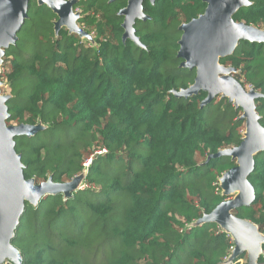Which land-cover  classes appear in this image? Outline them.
I'll list each match as a JSON object with an SVG mask.
<instances>
[{
  "label": "trees",
  "instance_id": "obj_1",
  "mask_svg": "<svg viewBox=\"0 0 264 264\" xmlns=\"http://www.w3.org/2000/svg\"><path fill=\"white\" fill-rule=\"evenodd\" d=\"M75 1L76 23L93 32V45L65 27L55 32L57 16L30 0L28 18L2 57L7 69L0 79L11 90L6 125L44 128L15 139L24 178L64 183L83 173L88 186L65 199L58 193L25 203L10 241L21 264H90L88 254L94 264H219L233 246L228 234L214 223H195L227 199L219 179L236 163L207 158L240 145L242 112L225 98L201 106L202 91L175 96L196 77L194 69L180 67L178 28L206 4L144 0L149 19L135 25L143 48L122 41L117 12L125 0ZM247 1L232 19L264 31V0ZM219 64L262 95L254 104L264 128V43L240 41ZM253 158L247 180L254 201L232 214L264 235V151ZM96 186L103 202L86 196ZM67 218L78 224L76 236L65 233ZM102 244L111 249L100 260L94 252Z\"/></svg>",
  "mask_w": 264,
  "mask_h": 264
},
{
  "label": "water",
  "instance_id": "obj_2",
  "mask_svg": "<svg viewBox=\"0 0 264 264\" xmlns=\"http://www.w3.org/2000/svg\"><path fill=\"white\" fill-rule=\"evenodd\" d=\"M36 1L57 16L55 32L65 27L69 33H76L81 37L76 27L79 13L73 12L75 0ZM143 1L128 0L127 7L120 13L125 16L122 24L123 40L130 39L136 46L141 44L134 36L135 21L148 19L142 14ZM201 1L206 4L203 14L178 28L182 32L177 52V57L182 60L180 67L194 69L196 77L190 87L180 90L175 96L188 98L199 91L205 92L206 98L201 106L217 97L226 98L229 103L235 104V108L242 110L239 120L245 125V134L238 147L219 151L207 158L208 161L229 157L235 161L236 166L220 177L219 187L224 196L234 192L237 195L230 201L221 202L209 215L195 223V226L214 223L232 238L234 248L227 258L230 262L238 259L244 251L249 254L241 243V240L244 243V236H247L249 246H254L255 251V260L250 264H262L257 257L264 244V235L251 222L232 214L234 209L247 207L254 201V191L247 179L254 169L253 157L264 151V128L259 123L260 117L254 104L262 95L254 90L246 91L232 77L234 69L220 65L219 60L230 56L240 41L264 43V31L232 19L240 8L250 5L247 0ZM29 2L30 0H0V65L5 50L15 44L16 35L28 18ZM8 99L9 96L0 95V264L5 259L12 264H21V257L10 241L14 237L25 203L36 205L46 196L58 193L70 196L77 189L76 180L80 178L83 181L84 174L74 177L69 183H54L50 178L39 184H35L32 179L26 180L21 158L15 151V139L33 136L44 128L40 125L7 126L8 110L5 103Z\"/></svg>",
  "mask_w": 264,
  "mask_h": 264
},
{
  "label": "rangeland",
  "instance_id": "obj_3",
  "mask_svg": "<svg viewBox=\"0 0 264 264\" xmlns=\"http://www.w3.org/2000/svg\"><path fill=\"white\" fill-rule=\"evenodd\" d=\"M71 1V0H70ZM155 1V0H154ZM154 3V2H153ZM153 3H151V4H153ZM73 12H75V13H79V10L78 11H74L73 10ZM76 27H77V33L79 32L80 33V38L82 39V41H84V42H86L85 44H87V45H89V46H91V45H93V38L95 37L94 36V34H93V32L92 31H88V28H85L84 26H78V24L76 23ZM90 32V33H89ZM142 46V45H141ZM140 46V47H141ZM25 47H26V49H28V45L27 44H25ZM28 50H25V52L23 51V52H20V55L23 57V58H27L28 57ZM6 62V61H5ZM6 69H7V67H6V64L4 63H2L1 62V65H0V74H3V73H5L6 72ZM233 74V73H232ZM244 89L246 90V91H249V90H252V89H250V87L249 86H245L244 87ZM0 95L1 96H9L10 97V95H11V90H10V87H9V84L5 81V79H0ZM221 98L220 97H218L216 100H215V102H218L219 100H220ZM226 99V98H225ZM226 101H227V99H226ZM231 105H232V107H234L235 108V104L234 103H230ZM240 111L242 112V110L240 109ZM240 115H241V113H240ZM242 132V135H244L245 134V125H244V130H242L241 131ZM45 138H47V137H45ZM197 160L199 161V162H202V158H200V157H197ZM110 171V172H109ZM111 171H112V169L111 170H108L107 168H103V170H102V172L103 173H111ZM72 180L70 179V180H66L64 183H69V182H71ZM84 180L82 181L80 178H78L77 180H76V188L77 189H81L82 191H84L85 189H88V188H84L85 186H87V185H85L84 184ZM86 183V182H85ZM88 187V186H87ZM100 186H96V188H95V190L94 191H88V192H85L87 195V198H90L92 201H94V202H96V203H98V202H103L104 200H105V198H104V196L102 195V194H99V191H100ZM71 194H73V193H70V195ZM120 194V193H119ZM63 195V197H64V199H65V195L64 194H62ZM237 195V193L236 192H234V193H231V194H229L228 196H227V199H226V201H230V200H232L235 196ZM114 199V201H116V205H118L119 204V201H118V199L116 200V197H114L113 198ZM81 216H83V217H86L87 218V216L84 214V211H83V213L82 214H80ZM76 216V215H75ZM65 227L63 228L64 230H65V233L67 234V235H71V234H73V235H75L74 233H76L77 234V225L78 224H76L75 222H73L70 218H67V220L65 221ZM218 227V226H217ZM220 231H221V227H220ZM76 236V235H75ZM230 238V240H231V242H233V240H232V238L231 237H229ZM264 245V244H263ZM233 247H234V243H233ZM110 249H111V247L110 246H106V245H104V247H103V244L101 245V247H100V249H99V251H95L94 252V254L95 255H97V254H101V257H100V260L102 259H104L105 258V256H106V253H108L109 251H110ZM232 251V250H231ZM230 251V252H231ZM250 254V253H249ZM248 254V252L247 251H244V252H242V255H244L243 256V259H242V264H250V262L251 261H254L255 260V256H254V254L253 255H249ZM258 259H259V257H257ZM98 259V258H97ZM87 261L90 263V264H94L93 263V256L91 255V254H88V256H87ZM257 261V260H256ZM3 264H12L10 261H6V262H4Z\"/></svg>",
  "mask_w": 264,
  "mask_h": 264
},
{
  "label": "built area",
  "instance_id": "obj_4",
  "mask_svg": "<svg viewBox=\"0 0 264 264\" xmlns=\"http://www.w3.org/2000/svg\"><path fill=\"white\" fill-rule=\"evenodd\" d=\"M104 152V151H102ZM100 153V152H98ZM91 163V159L89 158L85 163H84V166L87 167L89 164ZM233 244V242H232ZM233 249V247L230 248V251ZM258 257L261 258L263 261H264V245L262 244L260 249H259V252H258ZM228 257H226L223 261H221L219 264H236V263H239V264H242V260H237V261H228L227 260Z\"/></svg>",
  "mask_w": 264,
  "mask_h": 264
},
{
  "label": "flooded vegetation",
  "instance_id": "obj_5",
  "mask_svg": "<svg viewBox=\"0 0 264 264\" xmlns=\"http://www.w3.org/2000/svg\"><path fill=\"white\" fill-rule=\"evenodd\" d=\"M113 1H115V0H109L108 2H113ZM126 1V6L123 8V9H121V10H119L118 12H117V15L119 16V17H121L122 18V23H121V27H122V24H123V22H124V19H125V16L124 15H121L120 13H121V11L122 10H124L126 7H127V3H128V0H125ZM143 3H144V1H143ZM143 3H142V14H144V10H143ZM151 3V2H150ZM75 13V12H74ZM148 19H149V17L146 15V14H144ZM148 19H146V20H148ZM146 20H136L135 21V24H134V26H133V29H134V36L136 37V35H135V32H136V30H135V25L137 24V22L138 21H146ZM122 30H123V33H122V41L124 42V41H126V40H130V39H125V40H123V34H124V28L122 27ZM138 38V37H137ZM131 41V40H130Z\"/></svg>",
  "mask_w": 264,
  "mask_h": 264
},
{
  "label": "bare ground",
  "instance_id": "obj_6",
  "mask_svg": "<svg viewBox=\"0 0 264 264\" xmlns=\"http://www.w3.org/2000/svg\"><path fill=\"white\" fill-rule=\"evenodd\" d=\"M241 243L245 246V250H248L249 251V253H250V255H253V253H254V250H252V248L249 246V244H248V237L246 236H244V243L242 242V240H241ZM6 261H8L7 259H5L4 260V262H6Z\"/></svg>",
  "mask_w": 264,
  "mask_h": 264
},
{
  "label": "crops",
  "instance_id": "obj_7",
  "mask_svg": "<svg viewBox=\"0 0 264 264\" xmlns=\"http://www.w3.org/2000/svg\"><path fill=\"white\" fill-rule=\"evenodd\" d=\"M219 228V227H218ZM220 229V228H219ZM221 232H223V233H225L224 232V230H221ZM227 234V233H226ZM229 236V235H228ZM233 247V246H232ZM234 248V247H233ZM252 248V250H254V246L253 247H251ZM233 250V249H232ZM254 255H255V251H254V253H253ZM242 255V254H241ZM243 256V255H242Z\"/></svg>",
  "mask_w": 264,
  "mask_h": 264
}]
</instances>
